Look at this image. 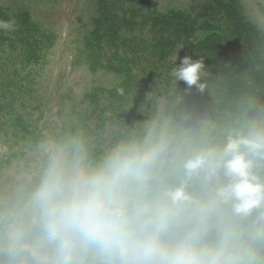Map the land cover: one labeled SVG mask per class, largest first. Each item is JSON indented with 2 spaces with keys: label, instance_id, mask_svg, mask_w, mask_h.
<instances>
[{
  "label": "clouds",
  "instance_id": "obj_1",
  "mask_svg": "<svg viewBox=\"0 0 264 264\" xmlns=\"http://www.w3.org/2000/svg\"><path fill=\"white\" fill-rule=\"evenodd\" d=\"M170 75L205 88L201 58ZM172 143L152 121L99 160L79 137L41 144L0 190V264H264V116L183 156Z\"/></svg>",
  "mask_w": 264,
  "mask_h": 264
},
{
  "label": "rangeland",
  "instance_id": "obj_2",
  "mask_svg": "<svg viewBox=\"0 0 264 264\" xmlns=\"http://www.w3.org/2000/svg\"><path fill=\"white\" fill-rule=\"evenodd\" d=\"M208 1L0 0L3 13L31 16L35 29L39 31L31 35L29 44H14L15 36L7 32L6 40L3 41L2 53L8 61H27L33 57L34 62L29 66H19L20 73L29 74V77L17 87L14 85L13 91L5 97L3 101L8 104V108L4 109L3 103H0V190L8 188L16 177L35 167L38 148L47 141L79 137L83 144L87 142L84 147L88 156L92 150L107 154L113 143L124 141L122 137L115 136L114 126H110V122L103 134L91 132L85 126L93 107L89 98L95 94L101 98L104 91L118 88L126 79L121 72L93 70L89 62L87 43L92 38L95 21L103 8L110 13L129 12L144 16L195 14ZM220 1L226 8H230L228 4L235 6L236 11H231L235 14V20H238L231 18L225 29L222 23L216 30L204 28L195 31L191 41L201 43L214 34L219 37L220 41L216 42L209 39L213 49L208 57L213 68L219 70L226 62L234 65L237 61L235 55L239 53L244 54L249 65L257 60L264 61V0ZM224 14L217 15L219 19L215 20L216 24L225 19ZM130 30L124 29L123 34L131 35L133 32ZM228 51L229 56L225 61ZM29 52L33 53L30 55ZM178 53L174 57H178ZM255 66L258 71H262L264 78V67L259 63ZM212 78L219 83L218 89L223 88V85L228 86L229 91L233 89V80L222 85L218 82L217 74H213ZM244 96L241 101H245L249 116L241 118L243 124L240 127H227L207 123L210 134L224 137L231 129L246 128L253 119L254 111H263L262 96L256 92L245 93Z\"/></svg>",
  "mask_w": 264,
  "mask_h": 264
},
{
  "label": "trees",
  "instance_id": "obj_3",
  "mask_svg": "<svg viewBox=\"0 0 264 264\" xmlns=\"http://www.w3.org/2000/svg\"><path fill=\"white\" fill-rule=\"evenodd\" d=\"M216 2L209 0L200 6L195 14L144 16L128 14L129 12L110 13L103 8L95 21L92 38L87 43L89 62L93 70L121 72L125 74L126 79L118 88L104 91L101 98L96 94L89 98L93 107L87 117L86 128L96 134H103L107 123L110 122V126H114L115 136L128 141L143 138L148 125L152 121H158L161 126L166 127L172 138L173 150L183 156L206 143L224 142L225 136L217 137L209 133V123L216 126L240 127L243 124L241 118L249 116L245 101H241V98L245 97L244 94L256 92L264 100L263 74L255 66L259 63L264 67V61L257 60L249 65V60L239 53L235 55L237 61L234 65L226 62L222 70H219L213 68L208 58L213 49V43L209 39L216 42L220 41L219 37L214 34L205 39L206 42L191 41L195 31L204 28L216 30L222 23L225 29L231 18L235 20V14L231 11H236L235 6L228 4L230 8H226L227 6L221 5L220 0ZM214 8L216 10H213ZM224 11L228 14H224ZM221 14H224L225 19L216 24L215 20L219 19L217 15ZM9 19H15L18 25L14 31L7 32L15 36L14 44H29L32 34L39 33L32 23L31 16L7 12L5 14L0 8V20ZM236 23L238 25V22ZM124 29H131L133 33L125 35ZM0 33V103L7 109L8 104L3 101L5 97L13 91L14 85L17 87L29 77V74L20 73L19 66H29L34 61L33 57L27 61H8L2 53L6 32ZM32 53L29 52L30 55ZM177 53L178 57H174ZM185 54L201 58L205 62L207 75L201 78V82L205 84L202 92L195 86L188 89L184 82L170 75L171 69ZM227 56L229 51L225 61ZM213 74L218 75V82L222 85L233 80V89L229 91L228 86L224 85L218 89L219 83L213 80ZM119 89H123V92ZM261 110L263 111H254L252 121L264 116V108ZM116 144L113 143L110 147L113 148ZM84 146H87V142ZM104 155L106 154L103 151L92 150L89 158L99 160ZM257 171L264 175V161H257Z\"/></svg>",
  "mask_w": 264,
  "mask_h": 264
}]
</instances>
